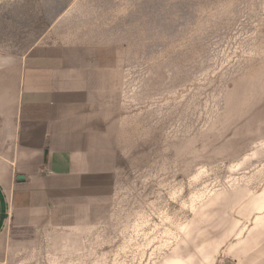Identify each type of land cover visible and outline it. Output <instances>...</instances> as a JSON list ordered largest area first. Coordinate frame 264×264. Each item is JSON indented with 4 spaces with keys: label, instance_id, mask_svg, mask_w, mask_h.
Instances as JSON below:
<instances>
[{
    "label": "rangeland",
    "instance_id": "374dc122",
    "mask_svg": "<svg viewBox=\"0 0 264 264\" xmlns=\"http://www.w3.org/2000/svg\"><path fill=\"white\" fill-rule=\"evenodd\" d=\"M50 42L114 64L120 159L36 263L264 264V0H0V56Z\"/></svg>",
    "mask_w": 264,
    "mask_h": 264
},
{
    "label": "crops",
    "instance_id": "0c3cea01",
    "mask_svg": "<svg viewBox=\"0 0 264 264\" xmlns=\"http://www.w3.org/2000/svg\"><path fill=\"white\" fill-rule=\"evenodd\" d=\"M114 67L58 42L0 56V264H38L98 224L120 159Z\"/></svg>",
    "mask_w": 264,
    "mask_h": 264
}]
</instances>
